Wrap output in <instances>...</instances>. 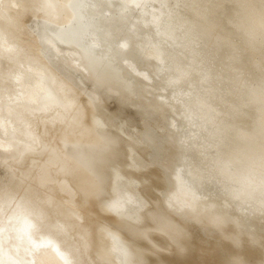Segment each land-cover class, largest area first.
Returning a JSON list of instances; mask_svg holds the SVG:
<instances>
[{"label": "bare ground", "instance_id": "6f19581e", "mask_svg": "<svg viewBox=\"0 0 264 264\" xmlns=\"http://www.w3.org/2000/svg\"><path fill=\"white\" fill-rule=\"evenodd\" d=\"M264 0H0V264H264Z\"/></svg>", "mask_w": 264, "mask_h": 264}, {"label": "clouds", "instance_id": "9594fccd", "mask_svg": "<svg viewBox=\"0 0 264 264\" xmlns=\"http://www.w3.org/2000/svg\"><path fill=\"white\" fill-rule=\"evenodd\" d=\"M259 27L261 28L262 31H264V22H261Z\"/></svg>", "mask_w": 264, "mask_h": 264}]
</instances>
